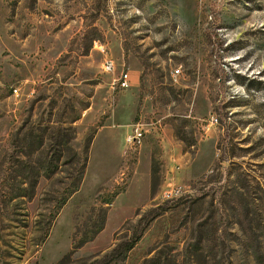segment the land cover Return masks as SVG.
<instances>
[{
    "label": "rangeland",
    "instance_id": "obj_1",
    "mask_svg": "<svg viewBox=\"0 0 264 264\" xmlns=\"http://www.w3.org/2000/svg\"><path fill=\"white\" fill-rule=\"evenodd\" d=\"M46 126L89 144L86 173L39 246L41 199L66 175L13 203L0 264H90L159 206L112 264H264V0H0V181L16 134ZM100 209L105 229L80 246Z\"/></svg>",
    "mask_w": 264,
    "mask_h": 264
},
{
    "label": "trees",
    "instance_id": "obj_2",
    "mask_svg": "<svg viewBox=\"0 0 264 264\" xmlns=\"http://www.w3.org/2000/svg\"><path fill=\"white\" fill-rule=\"evenodd\" d=\"M78 120L75 119L74 123ZM75 138L72 128H52L49 126L40 127L39 130L32 129L22 138L20 133L16 134L8 168L5 170L6 175L0 181V227H5L3 225L5 220H10L12 215L10 210L12 211L13 203H16L15 209L34 203L42 179L51 181L56 174H64L66 175L65 178L58 182L60 189L53 190L50 199H41L42 204L48 202L50 207L48 220L43 225L44 228L39 231L41 235L37 245L39 246L47 240L60 210L79 190L86 173L89 144L82 152L76 151L72 145ZM21 142L27 146H19ZM168 210L169 207L159 206L144 213L129 238L117 243L111 250L90 264H112L127 261L129 253L141 242L151 223ZM98 212L100 213L99 217L90 220L91 223L93 222L92 230L82 235L80 246L93 241L105 229L107 213L101 209ZM39 216L43 217L44 215ZM80 234H82L81 229L78 227L74 244H77ZM77 248L74 247V250ZM69 259L70 256H67L64 261ZM161 260H163L162 256Z\"/></svg>",
    "mask_w": 264,
    "mask_h": 264
},
{
    "label": "built area",
    "instance_id": "obj_3",
    "mask_svg": "<svg viewBox=\"0 0 264 264\" xmlns=\"http://www.w3.org/2000/svg\"><path fill=\"white\" fill-rule=\"evenodd\" d=\"M101 51L104 54H107L104 47H100ZM104 71L106 73L114 72L116 65L114 60L107 59L104 63ZM180 71L176 72V75H179ZM113 87L120 89V90H126L131 87V80H130V74L128 71H123L113 82ZM17 92V91H16ZM144 138V131L141 127H136L132 130L131 133L127 136V142L131 145H136L137 143H141Z\"/></svg>",
    "mask_w": 264,
    "mask_h": 264
}]
</instances>
